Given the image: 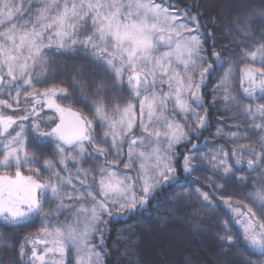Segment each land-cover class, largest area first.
<instances>
[{
    "label": "snow or ice",
    "instance_id": "1",
    "mask_svg": "<svg viewBox=\"0 0 264 264\" xmlns=\"http://www.w3.org/2000/svg\"><path fill=\"white\" fill-rule=\"evenodd\" d=\"M198 9L179 0H0V228L40 224L19 244L15 264H104L109 224L175 183L178 166L191 176L202 164L210 191L191 194L210 212L227 209L223 246L241 240L249 255L264 257V6L237 0L225 27L239 51L226 52L208 45ZM77 54L106 74L94 83L91 118L67 87H41L55 74L54 57ZM237 61L239 97L231 83ZM218 70L206 106L202 89ZM80 75L73 84L87 101ZM117 88L129 94L123 105L106 95ZM217 96L225 113L238 115L232 130L215 135L239 146L205 153L192 140ZM230 185L245 189L248 202L229 194Z\"/></svg>",
    "mask_w": 264,
    "mask_h": 264
},
{
    "label": "trees",
    "instance_id": "2",
    "mask_svg": "<svg viewBox=\"0 0 264 264\" xmlns=\"http://www.w3.org/2000/svg\"><path fill=\"white\" fill-rule=\"evenodd\" d=\"M214 74L208 78L202 89L206 106L211 105L213 100L211 87L214 83ZM237 83L241 92L239 77ZM218 117L216 106L209 107L207 128L202 131L198 139L192 140V143L197 144L201 152L213 151L221 144L227 148L239 146V144L228 143L224 137L215 139V133L218 124H220ZM231 124L234 128L233 121ZM247 142L250 143V141H244V143ZM192 143H189L186 148L180 147L179 151L182 153L189 151ZM239 143L242 144L243 141ZM178 175L179 179L175 183L158 189L154 198L144 208H140L130 215L119 217L109 224L110 231L106 233L105 241L107 250V255L104 257L105 264H243L248 259L251 260L250 250L241 240H237L236 245L228 248L223 246L224 242L219 239V236L222 235L221 220L227 219L225 215L227 209L218 208L217 212L213 213L202 208L197 200L193 203H186L185 209L175 208V211H165V204L169 203L168 208L170 209V202L176 197L175 195L192 192L199 186L210 191L209 185L206 183V178L211 175L207 164L199 165L198 170L191 176H186L182 167L178 166ZM257 175L258 173H253L252 177ZM253 182L250 179L249 188ZM227 190L235 199L248 202L245 200L247 195L245 189L230 185ZM155 211L164 218L167 214L174 217L172 220H168L171 223L170 226H173V230L149 229L141 225V222ZM176 212L180 214L178 215ZM175 217L179 220L176 221ZM203 226L208 229L204 230ZM2 229L4 228H0V232ZM2 237L0 236V261L16 262L19 259L18 246L23 242V237H18L12 243L3 242ZM236 247L241 248L242 252Z\"/></svg>",
    "mask_w": 264,
    "mask_h": 264
},
{
    "label": "rangeland",
    "instance_id": "3",
    "mask_svg": "<svg viewBox=\"0 0 264 264\" xmlns=\"http://www.w3.org/2000/svg\"><path fill=\"white\" fill-rule=\"evenodd\" d=\"M250 6L255 8H260L264 5L261 4V0H249ZM237 3V0H179L180 6L186 7V6H196L199 5V11L203 13V16L201 17L202 22L207 23L208 30L212 33V38L209 39L208 45L211 46L214 42L215 49L217 51L226 52L227 50H235L239 51L238 48L232 43V35L229 32V30L225 27L226 24H228L235 15L234 5ZM213 20H218L219 23H213ZM261 24L257 22L253 25L254 29H256L257 34L259 33V29L261 28ZM208 58L210 62L214 61L212 60L211 53L209 52ZM215 66V64H214ZM259 66V65H257ZM226 68L227 65H224ZM242 64L237 61L234 72L236 73V78L232 80V93L233 95L240 96V90L238 88L237 78L239 77V73L241 70ZM52 68L55 69V74L50 75L49 77V83L42 85L41 87H51L53 83L67 87L69 91L72 93L73 99L76 101H79L76 104V107L83 112L86 116L89 118L92 117V113L90 111L92 100L95 98L92 93L94 90V83L99 82L100 79L105 77V73L98 69L95 65L91 63L85 62L83 57L80 55H65V56H56L54 57V63L52 65ZM77 70L81 74L78 76V79H82L86 85H87V92L85 93L89 99L87 101H82L80 93L78 91V86L73 84V76L77 74ZM222 76V71L218 70L215 72L213 80L214 83L211 87V91L216 87L217 83L219 82V78ZM109 85H112V81H107ZM106 95L109 96V99H111L113 96L119 98L121 105H123L124 101L128 99V92L127 91H120L118 88L114 92L106 93ZM213 96V91H212ZM217 111L219 113L218 119L220 120V124H218V128H223L225 132H228V129L233 128L231 125L232 119L230 117L235 116L237 111L233 109L231 112L225 113V105L224 102L220 99L219 96L216 98V104H215ZM48 111V110H46ZM221 113H225L224 115H221ZM222 123V124H221ZM230 127V128H228ZM218 136H215V139H217ZM226 138V137H224ZM244 143V141H243ZM248 143V142H247ZM46 153H50L51 149H45ZM40 164H43V157L40 159ZM41 174L47 178L48 173L41 168ZM192 192H187L180 195H175L170 202V209L169 203L165 204V211L182 209L184 208L186 203H193V201H197L194 195L191 194ZM55 205H46L47 207H54ZM172 208V209H171ZM185 209V208H184ZM173 212V211H172ZM177 213V212H176ZM175 213V214H176ZM178 215L180 213H177ZM126 216V215H125ZM124 217V216H121ZM171 218V219H170ZM174 218L173 216L165 215L161 217L159 216L156 211L154 213H150L149 217L146 220H143L141 222V225L145 228H155L158 230H173V226H170V222L168 220H172ZM63 219V217H61ZM175 220L178 221L179 219L175 217ZM204 227L205 229H208V227ZM40 224L37 221L35 224H31L28 226H23L19 228L14 229H2L1 232L4 234L3 242L6 243H12L18 239V237L34 234L39 231ZM177 231V230H176ZM237 244V243H236ZM239 251L242 252L241 248L236 247ZM238 251V252H239ZM241 254V253H240ZM251 260L248 259V261H254L255 264H259L261 259H264V257H259L257 255L250 256ZM3 264H15L9 263L7 261H3ZM105 264V263H104Z\"/></svg>",
    "mask_w": 264,
    "mask_h": 264
}]
</instances>
